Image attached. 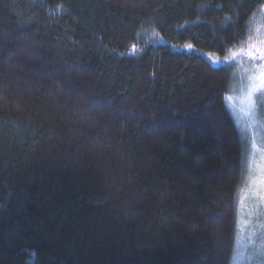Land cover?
<instances>
[{
	"label": "trees",
	"instance_id": "1",
	"mask_svg": "<svg viewBox=\"0 0 264 264\" xmlns=\"http://www.w3.org/2000/svg\"><path fill=\"white\" fill-rule=\"evenodd\" d=\"M261 41L264 0H0V264H232Z\"/></svg>",
	"mask_w": 264,
	"mask_h": 264
},
{
	"label": "rangeland",
	"instance_id": "2",
	"mask_svg": "<svg viewBox=\"0 0 264 264\" xmlns=\"http://www.w3.org/2000/svg\"><path fill=\"white\" fill-rule=\"evenodd\" d=\"M260 60L263 62L237 60L227 99L247 150L232 264H264V94L253 93L251 101L248 96L251 84L259 83L264 71V59Z\"/></svg>",
	"mask_w": 264,
	"mask_h": 264
},
{
	"label": "snow or ice",
	"instance_id": "3",
	"mask_svg": "<svg viewBox=\"0 0 264 264\" xmlns=\"http://www.w3.org/2000/svg\"><path fill=\"white\" fill-rule=\"evenodd\" d=\"M261 46H257V44H250V47L247 50V55L249 57L255 58L257 55L259 56L260 59H264V41L259 42ZM188 48H192V45H186ZM132 51H135V45L132 46ZM244 50L241 49V52ZM240 53H233L232 57H225V60H228L230 58H235V56L239 55ZM219 63L220 61H214ZM264 67V66H262ZM253 93H261L264 94V71L260 73V78H259V83H252L250 86V90L248 93L249 99L251 101V98L253 96Z\"/></svg>",
	"mask_w": 264,
	"mask_h": 264
}]
</instances>
